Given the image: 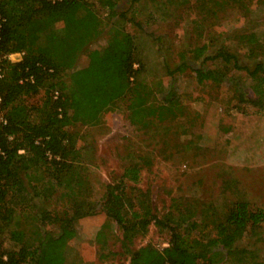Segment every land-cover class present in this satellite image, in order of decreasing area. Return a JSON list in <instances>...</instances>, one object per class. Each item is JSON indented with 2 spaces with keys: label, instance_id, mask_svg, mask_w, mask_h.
Wrapping results in <instances>:
<instances>
[{
  "label": "trees",
  "instance_id": "16d2710c",
  "mask_svg": "<svg viewBox=\"0 0 264 264\" xmlns=\"http://www.w3.org/2000/svg\"><path fill=\"white\" fill-rule=\"evenodd\" d=\"M90 1L0 0V264H66L77 220L102 211L122 233L129 264H264L255 251L238 245L263 226L264 209H253L243 199L226 201L222 213L212 209V218L199 222L189 218L188 205L176 202L177 218L171 212L159 218L149 192L129 187L151 164L149 156H139L106 185L99 201L92 199L87 149L78 145L85 138L72 129L96 125L108 110L126 102L130 122L150 133L156 123L176 120L182 108L175 90L158 99L142 80L141 43L126 29L135 18L118 11L119 0H97L112 20L109 41L89 53L86 67L76 69L80 55L101 33L103 19ZM142 1L127 0L131 7ZM198 1L212 15L235 6L244 18L253 5H264V0ZM234 37L238 52L223 47L205 56L207 44L192 49L196 62H216L211 69L194 68L196 78L200 84H221L233 69L246 70L263 101L264 62L251 67L242 65L241 57L264 55V31ZM13 54H21L20 59L12 61ZM181 59L176 72L186 70L185 54ZM26 213L38 218L39 230H28ZM152 222L170 231L168 246L160 250L149 243L133 249ZM100 237L99 232L97 241Z\"/></svg>",
  "mask_w": 264,
  "mask_h": 264
},
{
  "label": "rangeland",
  "instance_id": "374dc122",
  "mask_svg": "<svg viewBox=\"0 0 264 264\" xmlns=\"http://www.w3.org/2000/svg\"><path fill=\"white\" fill-rule=\"evenodd\" d=\"M90 2L103 19L101 33L80 55L76 69L89 64L91 51L107 46L113 25L108 11L97 0ZM252 8L253 13L244 18L235 6L212 15L198 0H143L133 7L119 0L118 11L135 18L126 23V29L141 43L146 62L142 80L157 91L158 99L175 90L182 115L156 123L146 133L130 122L127 103L120 102L98 124L72 129L85 138L78 145L87 149L84 163L92 182V199L99 201L106 185L139 156H149L151 164L143 168L140 181L129 187L149 192L159 218L169 212L177 218L176 202L188 205L189 218L199 222L212 218V209L222 213L226 201L243 199L253 209H264V100L254 93L256 83L246 70L233 69L221 84H200L193 69H211L216 62L203 58L196 62L192 57V49L204 44L209 46L205 56L223 47L238 52L236 33L264 31V5ZM182 54L186 70L176 72ZM18 59L16 55L11 60ZM257 61L264 62V55L253 60L241 57L242 65L254 67ZM23 222L28 230L40 229L33 214H24ZM76 228L66 264H129L122 233L103 211L77 220ZM170 236V231L152 222L145 235L136 237L133 249L150 243L163 250ZM238 245L255 251L264 262V224L248 232Z\"/></svg>",
  "mask_w": 264,
  "mask_h": 264
},
{
  "label": "built area",
  "instance_id": "2783aa9c",
  "mask_svg": "<svg viewBox=\"0 0 264 264\" xmlns=\"http://www.w3.org/2000/svg\"><path fill=\"white\" fill-rule=\"evenodd\" d=\"M0 19H1V16H0ZM19 56V57H21V54H13V55H11L10 56V59H12V57H14V56ZM168 246V243L167 244H165V247H167ZM170 264V263H169Z\"/></svg>",
  "mask_w": 264,
  "mask_h": 264
}]
</instances>
